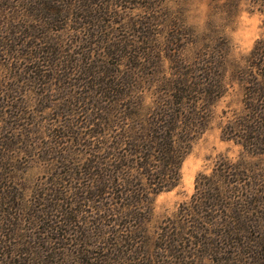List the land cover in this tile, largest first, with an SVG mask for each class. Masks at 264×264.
I'll return each instance as SVG.
<instances>
[{"label":"trees","instance_id":"1","mask_svg":"<svg viewBox=\"0 0 264 264\" xmlns=\"http://www.w3.org/2000/svg\"><path fill=\"white\" fill-rule=\"evenodd\" d=\"M163 1L0 0V264H264V40L222 118L255 161L220 160L146 235L229 89L226 47L160 76Z\"/></svg>","mask_w":264,"mask_h":264},{"label":"rangeland","instance_id":"2","mask_svg":"<svg viewBox=\"0 0 264 264\" xmlns=\"http://www.w3.org/2000/svg\"><path fill=\"white\" fill-rule=\"evenodd\" d=\"M157 12L158 43L163 48H174L166 49L160 76L171 78L174 68L181 62L193 60L195 53L208 45L226 47L229 89L212 108L210 125L185 159L178 185L153 198L146 225V235L151 241L156 239L159 229L177 219L181 207L191 201L200 175H210L223 158L255 161L244 156L239 144L223 137L222 118L225 111L240 110L243 105L241 87L231 81L233 69L244 65L256 42L264 40V14L249 0H164ZM192 41L194 44L186 49V42Z\"/></svg>","mask_w":264,"mask_h":264}]
</instances>
